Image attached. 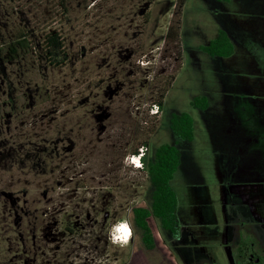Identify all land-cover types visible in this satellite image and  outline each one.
Here are the masks:
<instances>
[{
	"label": "rangeland",
	"instance_id": "obj_1",
	"mask_svg": "<svg viewBox=\"0 0 264 264\" xmlns=\"http://www.w3.org/2000/svg\"><path fill=\"white\" fill-rule=\"evenodd\" d=\"M179 2L0 0V42L25 32L32 46L0 66V264H235L237 237L264 241V0ZM221 30L233 54L207 55ZM180 113L191 141L170 129ZM144 143L180 151L179 238L149 218L152 252L131 212L150 203L132 155Z\"/></svg>",
	"mask_w": 264,
	"mask_h": 264
},
{
	"label": "trees",
	"instance_id": "obj_2",
	"mask_svg": "<svg viewBox=\"0 0 264 264\" xmlns=\"http://www.w3.org/2000/svg\"><path fill=\"white\" fill-rule=\"evenodd\" d=\"M180 1L179 3L182 4L183 0ZM173 31L172 26L169 27L166 37L173 35ZM11 38L10 42L6 43L3 40L0 42V66L16 60L19 55H27L32 50L25 32L12 33ZM43 43L45 54L42 58L48 62L49 66L59 65L66 60L63 44L57 33L46 34ZM201 50L209 56L227 58L233 54V45L226 32L221 30L217 37ZM6 101L8 104L13 102L10 93ZM192 105L194 108L203 110L207 109L208 102L205 97L195 98ZM155 108L161 109L162 102H158ZM157 110L155 111L157 112ZM170 129L178 140L191 141L193 139V119L187 113L173 114L170 118ZM143 145L145 146L134 150L132 155L137 157L139 150H144L139 161L151 186V197L149 207H133L131 209L132 224L134 230L138 231L140 235L139 239L144 250L152 252L155 248V239L148 224L149 218L159 221L161 227L172 236L178 235L180 229L177 218L178 200L176 192L171 186L173 176L180 165V151L175 145L161 144L153 150L151 156H148L147 144Z\"/></svg>",
	"mask_w": 264,
	"mask_h": 264
},
{
	"label": "flooded vegetation",
	"instance_id": "obj_3",
	"mask_svg": "<svg viewBox=\"0 0 264 264\" xmlns=\"http://www.w3.org/2000/svg\"><path fill=\"white\" fill-rule=\"evenodd\" d=\"M156 225H157V229L159 227L161 231L164 230L161 227L159 221H157ZM262 228H264V226H262ZM161 233H162V236L167 235V234H164L163 232ZM179 234H180V229H179L178 235L176 236H172L171 234H169V239L171 238L172 240H175V239L178 240ZM235 244H236L235 251H234L235 264H254L256 260L258 259H261L262 263L264 264V241L260 239L258 243L256 241V238L254 237H251L248 239H245L244 237L242 238L237 237L235 239Z\"/></svg>",
	"mask_w": 264,
	"mask_h": 264
},
{
	"label": "bare ground",
	"instance_id": "obj_4",
	"mask_svg": "<svg viewBox=\"0 0 264 264\" xmlns=\"http://www.w3.org/2000/svg\"><path fill=\"white\" fill-rule=\"evenodd\" d=\"M135 163H136V160H135ZM126 229H127V232L124 233V234L118 232V235L119 236L123 235V237H124L123 239L117 240L118 243H127L128 242V240H129V234L131 233V230L129 229V227L128 228L126 227Z\"/></svg>",
	"mask_w": 264,
	"mask_h": 264
},
{
	"label": "clouds",
	"instance_id": "obj_5",
	"mask_svg": "<svg viewBox=\"0 0 264 264\" xmlns=\"http://www.w3.org/2000/svg\"><path fill=\"white\" fill-rule=\"evenodd\" d=\"M156 112V111H155ZM134 158L136 159H138L137 161H136V163L134 164L135 166H140L139 165V157L137 156H134ZM141 167V166H140ZM122 226H124L123 224H121L117 229H116V231H118V232H120V233H122V234H124L125 233V231H124V229L122 228ZM119 237V238H118ZM124 237H123V235H121V236H117L115 239H117V240H120V239H123Z\"/></svg>",
	"mask_w": 264,
	"mask_h": 264
},
{
	"label": "built area",
	"instance_id": "obj_6",
	"mask_svg": "<svg viewBox=\"0 0 264 264\" xmlns=\"http://www.w3.org/2000/svg\"><path fill=\"white\" fill-rule=\"evenodd\" d=\"M157 110V108H155ZM143 154V150H140L138 157H140ZM137 159V158H136ZM138 160V159H137ZM118 228V227H117ZM130 237V234H129Z\"/></svg>",
	"mask_w": 264,
	"mask_h": 264
},
{
	"label": "snow or ice",
	"instance_id": "obj_7",
	"mask_svg": "<svg viewBox=\"0 0 264 264\" xmlns=\"http://www.w3.org/2000/svg\"><path fill=\"white\" fill-rule=\"evenodd\" d=\"M122 228L124 229L125 233L127 232L126 226H122ZM119 238V237H118Z\"/></svg>",
	"mask_w": 264,
	"mask_h": 264
}]
</instances>
